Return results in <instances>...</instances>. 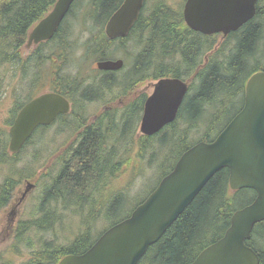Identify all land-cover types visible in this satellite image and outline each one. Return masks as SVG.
Segmentation results:
<instances>
[{
  "label": "trees",
  "instance_id": "trees-1",
  "mask_svg": "<svg viewBox=\"0 0 264 264\" xmlns=\"http://www.w3.org/2000/svg\"><path fill=\"white\" fill-rule=\"evenodd\" d=\"M56 1L0 0V65L7 63L15 67L16 71H20L21 78L31 75L28 76L30 80L25 82V85L28 84V93L15 104L7 121L8 126H11L25 103L45 92L39 88L48 82L49 91L71 102L70 114L75 118L67 126L71 131L78 129L74 133L77 144L64 150L62 156H66L59 159L58 171L49 182H45L49 185L40 195L35 217H32L34 219L18 223L11 244L5 252L0 253V264H58L67 255L82 254L104 231L127 218L143 202L135 205L128 214L117 217L115 215L122 213L126 204V194L119 192L99 200L96 197L103 193L117 174L124 172L129 148L134 145L132 134L139 123L146 97L139 95L133 102L126 104L119 118L104 114L88 125L84 123L80 102L101 99L103 91L109 90L111 86L119 87L121 94L129 93L144 78L157 81L170 77L187 82L188 93L176 119L153 136L140 135L136 142L139 147L138 159L144 158L146 144L151 146L152 152L148 157L151 164L148 165L158 164L166 169L161 180L188 148L197 142L215 139L241 110L248 79L254 73L264 71V0H258L253 19L225 37L223 44L214 49L212 54L207 52L217 46L216 36H204L185 25L182 15L185 0H144L129 34L124 39H116L121 43L132 40L139 48L129 71L95 72L85 85L83 77L86 76L83 74L86 62L113 57V53L107 50L111 41L105 36L104 27L124 0H76L52 39L39 44L33 53L23 56L21 48L26 43L28 32L47 15ZM70 16H78L79 25L89 32L81 53L84 60L74 68V74L62 71L59 62L47 69L48 64L55 62L49 59L53 50L49 54L42 51L44 46L50 44L57 48L53 53L60 57L61 62V56H68L66 52H69L70 46L64 44V33L65 27H70ZM73 34L71 32L70 37ZM204 56L207 59H203ZM31 66H34L33 72ZM44 67L48 70L45 77L40 74ZM0 91H3L1 70ZM68 116H62L59 121L63 123L69 119ZM47 128L39 127L27 144L38 132ZM122 144L129 147L124 150V154L120 152ZM7 147L8 135L4 137L0 134V166L10 170L0 182V210L9 203L19 183L11 175L17 154H10ZM163 148L166 151L170 149L166 156ZM119 154L127 159L118 160ZM136 169H132V174L137 172ZM255 196L252 189L231 190L228 169H221L163 236L148 248L138 264H190L202 250L224 235L230 226L232 214L249 205ZM58 203L62 204L65 211L71 203L79 211L87 207L88 217L82 221L83 229L66 245H59L54 239L42 241L39 236L52 232L62 219V215L56 213ZM77 210L72 212L76 213ZM98 216L108 227L92 237L91 227ZM246 244L257 253L259 264H264V221L254 226ZM22 250L28 258L19 262V256L24 255Z\"/></svg>",
  "mask_w": 264,
  "mask_h": 264
},
{
  "label": "water",
  "instance_id": "water-1",
  "mask_svg": "<svg viewBox=\"0 0 264 264\" xmlns=\"http://www.w3.org/2000/svg\"><path fill=\"white\" fill-rule=\"evenodd\" d=\"M75 1L57 0L32 28L26 46L50 40ZM257 2L186 0L182 14L190 30L206 36H226L253 19ZM143 5L144 0H124L105 25L106 37H126ZM123 65L121 59L96 63L99 71H118ZM187 91L188 85L178 78L155 82L144 104L140 133L152 136L171 124ZM69 110V102L54 92L40 94L24 104L9 127L8 151L18 153L37 128L51 125ZM224 168L229 172L230 189H252L255 199L235 211L224 235L190 264H259L257 253L246 243L254 226L264 221V71L248 79L241 110L213 141H201L187 149L127 218L104 231L87 251L67 255L58 264H138L207 182Z\"/></svg>",
  "mask_w": 264,
  "mask_h": 264
},
{
  "label": "rangeland",
  "instance_id": "rangeland-1",
  "mask_svg": "<svg viewBox=\"0 0 264 264\" xmlns=\"http://www.w3.org/2000/svg\"><path fill=\"white\" fill-rule=\"evenodd\" d=\"M69 18L68 23L70 22L71 24L70 27L68 25L65 27L64 33V39L66 38L64 40V44L70 46L68 49L69 52H66L68 53V56H61V62L60 57L53 53L54 49L57 50V48H53V46L50 44L44 46L42 51L49 54L51 50H53L52 54L49 55V59H54L55 62H53L51 65L48 64L46 66L47 69L49 67H55L54 65L58 64L59 62V66L61 67L62 71H70L72 74H74V68L84 60V57L81 55V53L83 51L84 42L89 37V32L84 27L79 25L78 16H75L74 18L70 16ZM71 32H74L73 37H70L69 35ZM215 36L217 46L207 53L212 54V51L220 47L219 45L224 40L221 35ZM36 49L37 47H26V45H24L21 48V51L23 52V56H26L30 53H33ZM72 49L74 55H72ZM107 50L113 53L111 60H123V73L124 71H129L130 67L132 66L133 58L139 48L132 40H128L127 42L123 43L114 40L111 41L109 45H107ZM204 57L203 59H207ZM58 58L59 61H57ZM96 62V59H90L85 64L86 68L83 74L86 76L83 77L85 80V85L89 83L88 80L90 75H95V72H97V74H101V72H99V70L96 68ZM14 68L15 67L7 63L0 65V70L2 71L3 77V91H0V134L4 137L8 135L9 126L7 121L11 117V113L15 107V104L19 101H22L29 90L28 84L25 85V82L30 80L28 76L31 75L28 74V76L25 75L21 78L20 71H16ZM47 69L44 67L40 74H43L45 77L46 72L48 71ZM33 71L34 66H31V72ZM155 82V80L144 78L143 81L138 82L133 87L132 91L130 90L128 91L129 93L124 94H121L119 87L111 86L109 90L103 91L104 93L102 92L103 96L101 99L91 102H80L82 104L81 114L85 116L84 123L88 125L98 119V116L104 114L114 115L115 117L119 118L126 104L137 99L139 95H143L145 97L150 96ZM45 83L46 84L39 88L40 91H49L50 85L48 82ZM73 117L74 115L69 114V119L64 120L63 123L58 120L50 125L45 131L38 132L37 135L32 138L31 142L17 154L15 167L12 169L11 175L15 177L19 183L12 192L9 203L0 210V253L5 252L7 247L11 244L12 237L15 233L18 223L20 221L29 220L32 217H35L36 206L40 199V195L42 194L44 188L49 185V183L45 184V182H49L54 174L58 171L60 167L59 159L62 157L65 158L66 156H62L64 150H66L69 146L75 147L77 144L78 140L74 133H77L78 129L71 131V129H69L70 127L68 128L67 126L68 123L70 124V122H72ZM83 128L84 127L81 129ZM139 137L140 132L138 123L134 128L131 138V141L134 145H131L129 148L126 146V144H122L123 147L120 149L122 154H124V150H127L128 148L130 150L128 155L129 160L124 155L119 154L118 156V160L127 159L124 166V172L117 174V176L110 182L106 189L103 190V193L96 197V199L99 200L102 198H110L119 192L126 194V204L124 205L122 213L115 215L117 217L128 214V212L131 211L135 205L146 199L152 190L156 188L160 182V178L166 170L161 168L158 164L148 165L151 164L148 157H150L152 152L149 143L145 146V150L143 152V155H145L144 158L138 159L137 151L139 150V147L136 145V142ZM155 149L156 148L154 147V150ZM162 150L166 151L165 148ZM169 151L170 149L165 152V156ZM135 167L138 170L136 169L137 172L135 170L136 173L132 174V169ZM9 171L10 170L6 166H0V182ZM56 207V213L62 215V219L56 226L53 227L54 230L52 232L49 231L39 236H41L42 241L54 239L57 244L66 245L69 244L71 239L73 237L75 238L78 235V232L83 229L82 221L88 217L86 214L87 207H85L83 211L77 210V206L73 205L72 203L70 204L69 209L66 211L63 209L61 203H58ZM74 210H77V212L73 213L72 211ZM107 227L108 224L103 221L101 216H98L96 222H94L91 227L93 234L92 237L97 236L103 229ZM22 252L24 255L21 254L19 256L17 260L19 262L28 258L27 253L23 250L21 253Z\"/></svg>",
  "mask_w": 264,
  "mask_h": 264
},
{
  "label": "flooded vegetation",
  "instance_id": "flooded-vegetation-1",
  "mask_svg": "<svg viewBox=\"0 0 264 264\" xmlns=\"http://www.w3.org/2000/svg\"><path fill=\"white\" fill-rule=\"evenodd\" d=\"M222 37V36H221ZM223 38V37H222ZM108 72V71H107ZM111 72V71H110ZM115 72H117V73H119V71H115ZM188 93V92H187ZM146 99H147V97L146 98H144V101H143V106H142V111H141V114H140V120H141V116H142V114H143V108H144V104H145V101H146ZM134 101V100H133ZM133 101H131V102H133ZM130 102V103H131ZM69 103H70V110L72 109V105H71V102L69 101ZM68 114H70V112L68 113ZM64 116V115H63ZM62 118V116H59L55 121H58V120H60ZM140 120H139V123H140ZM141 135V134H140Z\"/></svg>",
  "mask_w": 264,
  "mask_h": 264
}]
</instances>
